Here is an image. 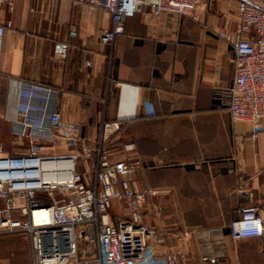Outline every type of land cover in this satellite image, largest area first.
Wrapping results in <instances>:
<instances>
[{"label":"crops","instance_id":"crops-1","mask_svg":"<svg viewBox=\"0 0 264 264\" xmlns=\"http://www.w3.org/2000/svg\"><path fill=\"white\" fill-rule=\"evenodd\" d=\"M3 1L12 3L11 9L0 3V142L9 146L3 149L21 150L9 122L20 83L56 89L64 134L93 144L103 120L122 122L116 144H132L142 160L132 178L162 191L154 198L162 215L146 221L156 257L171 252L181 264H264V237L233 240L228 229L242 205L264 204V120L253 139V125L232 121L227 109L234 50L219 34L233 35L237 0H199L190 16L153 15L143 6L124 21L112 47L100 42L110 27L100 8L77 0ZM58 41L68 44L64 61L53 58ZM19 238L30 263L27 240L5 235L0 252L7 264L23 259V248L11 243Z\"/></svg>","mask_w":264,"mask_h":264},{"label":"built area","instance_id":"built-area-1","mask_svg":"<svg viewBox=\"0 0 264 264\" xmlns=\"http://www.w3.org/2000/svg\"><path fill=\"white\" fill-rule=\"evenodd\" d=\"M77 1L109 15L110 27L100 42L112 47L124 21L141 7L153 15L190 16L199 0ZM4 4L12 8L11 2ZM236 14L233 35L219 34L234 50L227 109L232 121L253 125L254 139L264 120V0H237ZM4 34L0 24V56ZM67 53L66 42L54 44L55 61H64ZM58 92L29 82L19 85V106L9 122L21 150L10 154L0 142V236L24 237L29 264H181L178 254L156 257L151 250L154 229L146 221L162 215L163 206L154 201L162 191L132 178L142 160L132 144H116L122 122L103 120L93 144L64 134L67 124L55 106ZM214 95L221 98L219 91ZM115 203L120 214L113 213ZM238 214L228 224L233 240L264 237V204L242 205Z\"/></svg>","mask_w":264,"mask_h":264},{"label":"rangeland","instance_id":"rangeland-1","mask_svg":"<svg viewBox=\"0 0 264 264\" xmlns=\"http://www.w3.org/2000/svg\"><path fill=\"white\" fill-rule=\"evenodd\" d=\"M3 148L4 149H8L9 148V146H7V145H3ZM41 199H43L44 201H46V199L42 196L41 197ZM114 207H116V212L117 213H121L122 212V210L119 208V206H117V205H115V206H113V210H114ZM20 240H18V241H16V239H12V244L14 245V244H16L17 243V245H19L18 246V249H19V247H20V249H22L23 248V252L21 251L20 253H24L23 255V259L19 262V264H24L25 263V260H26V245H25V241L22 239V238H19ZM5 248V247H4ZM6 251H5V249L3 250H1V252H0V264H2V262L3 263H5V264H7V261H6V259H4V257L6 256V253H5ZM12 253H14V255H15V253L16 254H18L17 252H12ZM8 255H10V252H9V254ZM20 255V254H19ZM7 257V256H6Z\"/></svg>","mask_w":264,"mask_h":264},{"label":"bare ground","instance_id":"bare-ground-1","mask_svg":"<svg viewBox=\"0 0 264 264\" xmlns=\"http://www.w3.org/2000/svg\"><path fill=\"white\" fill-rule=\"evenodd\" d=\"M42 214H44V213H42ZM34 216H35V218H38L37 216H39V212H35L34 213ZM42 217L44 218V215H42ZM46 219V217L44 218V220Z\"/></svg>","mask_w":264,"mask_h":264}]
</instances>
